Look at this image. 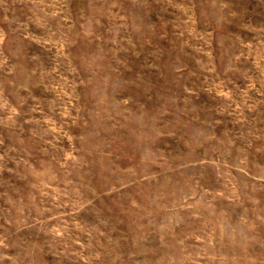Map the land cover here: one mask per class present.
<instances>
[{
    "label": "rangeland",
    "instance_id": "1",
    "mask_svg": "<svg viewBox=\"0 0 264 264\" xmlns=\"http://www.w3.org/2000/svg\"><path fill=\"white\" fill-rule=\"evenodd\" d=\"M0 264H264V0H0Z\"/></svg>",
    "mask_w": 264,
    "mask_h": 264
}]
</instances>
